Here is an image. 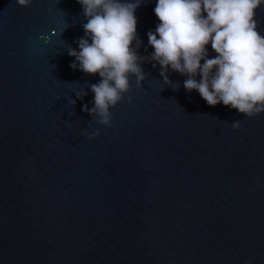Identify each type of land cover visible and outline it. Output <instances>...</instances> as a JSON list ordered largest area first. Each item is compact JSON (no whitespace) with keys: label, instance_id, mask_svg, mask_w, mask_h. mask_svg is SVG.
I'll return each mask as SVG.
<instances>
[{"label":"water","instance_id":"water-1","mask_svg":"<svg viewBox=\"0 0 264 264\" xmlns=\"http://www.w3.org/2000/svg\"><path fill=\"white\" fill-rule=\"evenodd\" d=\"M156 2L135 11L142 57ZM86 22L76 0H0V264H264V112L209 107L145 62L96 124L81 109L100 77L66 51Z\"/></svg>","mask_w":264,"mask_h":264},{"label":"clouds","instance_id":"clouds-1","mask_svg":"<svg viewBox=\"0 0 264 264\" xmlns=\"http://www.w3.org/2000/svg\"><path fill=\"white\" fill-rule=\"evenodd\" d=\"M76 2L87 22L84 36L76 41L78 51L70 46L66 51L74 58L70 69L100 77L98 83L87 85L93 93V106L85 104L81 109L96 124L112 126L110 109L129 92L130 77L141 87L145 80L141 64L145 62L159 65L163 84L173 91L179 85L172 86L169 70L186 76L184 89L198 92L209 107L222 104L248 118L264 112V35L255 18L264 0H157L154 14L159 23L154 32L147 33L153 49L148 57L138 55L142 42L135 16L145 0ZM32 3L16 0L21 8ZM41 39L48 42V37ZM209 44L213 58L208 55ZM86 94H76V99L82 100ZM75 103L70 101L72 108ZM232 127L239 129L240 122H233ZM82 135L91 140L99 133Z\"/></svg>","mask_w":264,"mask_h":264}]
</instances>
